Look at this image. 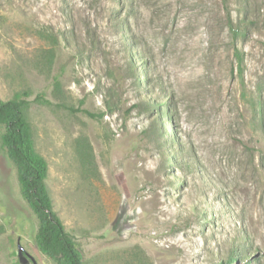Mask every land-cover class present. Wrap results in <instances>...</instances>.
Masks as SVG:
<instances>
[{
  "label": "rangeland",
  "instance_id": "1",
  "mask_svg": "<svg viewBox=\"0 0 264 264\" xmlns=\"http://www.w3.org/2000/svg\"><path fill=\"white\" fill-rule=\"evenodd\" d=\"M23 91L82 264H264V0H0ZM3 130L0 264H57Z\"/></svg>",
  "mask_w": 264,
  "mask_h": 264
},
{
  "label": "trees",
  "instance_id": "2",
  "mask_svg": "<svg viewBox=\"0 0 264 264\" xmlns=\"http://www.w3.org/2000/svg\"><path fill=\"white\" fill-rule=\"evenodd\" d=\"M231 30L236 33V28L231 26ZM237 57L240 59L238 52ZM26 96L27 92L23 91L10 99H0V126L4 129L1 145L16 169L20 194L37 219L35 242L38 249L57 264H82L72 236L52 209L45 182L47 166L33 150L31 126L26 116L29 105ZM84 112L95 116L89 111Z\"/></svg>",
  "mask_w": 264,
  "mask_h": 264
}]
</instances>
